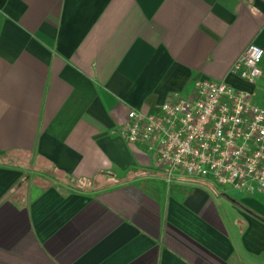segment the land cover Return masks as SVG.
Instances as JSON below:
<instances>
[{
    "label": "crops",
    "instance_id": "obj_1",
    "mask_svg": "<svg viewBox=\"0 0 264 264\" xmlns=\"http://www.w3.org/2000/svg\"><path fill=\"white\" fill-rule=\"evenodd\" d=\"M251 43L264 0H0V264H264V192L167 184L116 133L197 80L254 90Z\"/></svg>",
    "mask_w": 264,
    "mask_h": 264
},
{
    "label": "built area",
    "instance_id": "obj_2",
    "mask_svg": "<svg viewBox=\"0 0 264 264\" xmlns=\"http://www.w3.org/2000/svg\"><path fill=\"white\" fill-rule=\"evenodd\" d=\"M263 59V48L251 43L229 70L254 90L197 80L190 94L163 102L156 112L130 109L116 133L128 143L145 144L167 184L264 192V107L255 100Z\"/></svg>",
    "mask_w": 264,
    "mask_h": 264
},
{
    "label": "rangeland",
    "instance_id": "obj_3",
    "mask_svg": "<svg viewBox=\"0 0 264 264\" xmlns=\"http://www.w3.org/2000/svg\"><path fill=\"white\" fill-rule=\"evenodd\" d=\"M61 181L67 185L75 186L74 182L71 179L61 178Z\"/></svg>",
    "mask_w": 264,
    "mask_h": 264
},
{
    "label": "trees",
    "instance_id": "obj_4",
    "mask_svg": "<svg viewBox=\"0 0 264 264\" xmlns=\"http://www.w3.org/2000/svg\"><path fill=\"white\" fill-rule=\"evenodd\" d=\"M260 219L264 221V218L260 217Z\"/></svg>",
    "mask_w": 264,
    "mask_h": 264
}]
</instances>
